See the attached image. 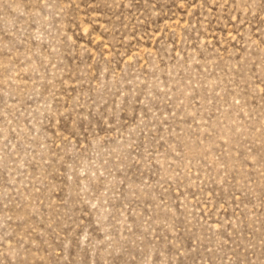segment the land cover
I'll list each match as a JSON object with an SVG mask.
<instances>
[{"label": "rangeland", "instance_id": "obj_1", "mask_svg": "<svg viewBox=\"0 0 264 264\" xmlns=\"http://www.w3.org/2000/svg\"><path fill=\"white\" fill-rule=\"evenodd\" d=\"M0 264H264V0H0Z\"/></svg>", "mask_w": 264, "mask_h": 264}]
</instances>
